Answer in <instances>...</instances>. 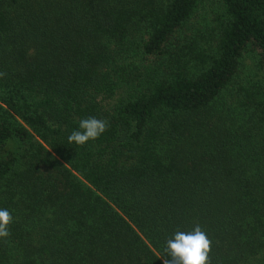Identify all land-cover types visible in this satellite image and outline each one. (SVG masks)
Masks as SVG:
<instances>
[{
    "label": "trees",
    "instance_id": "trees-1",
    "mask_svg": "<svg viewBox=\"0 0 264 264\" xmlns=\"http://www.w3.org/2000/svg\"><path fill=\"white\" fill-rule=\"evenodd\" d=\"M0 208V264H164L195 225L264 264V0H0Z\"/></svg>",
    "mask_w": 264,
    "mask_h": 264
},
{
    "label": "clouds",
    "instance_id": "clouds-1",
    "mask_svg": "<svg viewBox=\"0 0 264 264\" xmlns=\"http://www.w3.org/2000/svg\"><path fill=\"white\" fill-rule=\"evenodd\" d=\"M107 127L105 120L96 117L81 119L77 130L68 136L70 143L83 145L97 139ZM12 216L6 208H0V237H7ZM211 241L200 225L190 231H175L165 241L164 264H208Z\"/></svg>",
    "mask_w": 264,
    "mask_h": 264
}]
</instances>
